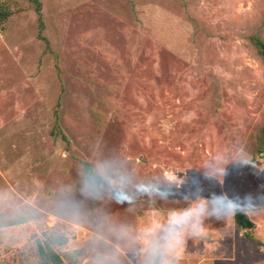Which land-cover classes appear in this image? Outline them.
Returning a JSON list of instances; mask_svg holds the SVG:
<instances>
[{
  "label": "rangeland",
  "instance_id": "obj_1",
  "mask_svg": "<svg viewBox=\"0 0 264 264\" xmlns=\"http://www.w3.org/2000/svg\"><path fill=\"white\" fill-rule=\"evenodd\" d=\"M0 8V264H264V0Z\"/></svg>",
  "mask_w": 264,
  "mask_h": 264
},
{
  "label": "trees",
  "instance_id": "obj_2",
  "mask_svg": "<svg viewBox=\"0 0 264 264\" xmlns=\"http://www.w3.org/2000/svg\"><path fill=\"white\" fill-rule=\"evenodd\" d=\"M40 6L41 4L38 2L37 9H38V12L41 14ZM11 15H12V11L10 9L0 8V21H4L8 19V17H10ZM41 27H43L42 20H41ZM251 40L253 44L255 45L259 55L264 60V39L259 36H252ZM262 133H263V149H264V127H263ZM51 135L56 138L61 137L62 139L69 142L68 136L63 131L59 122H55L53 128L51 129ZM82 162L84 166V173L89 183L93 185H99V186L107 185L108 180L106 176H104L103 174L97 173L95 171L94 165L91 162L87 160H83ZM234 220H235V225L238 228L242 227L246 229V228H254L256 226L255 223L247 215V213L242 212V211L235 212ZM25 221L26 219H19V220H14L12 223H23ZM247 236L249 237L250 240H252L256 244L264 245V242L262 240L255 238L253 235L247 234ZM55 241L59 245H65L69 241V238L67 235H59L55 237ZM38 251H39V256H40L39 264H66L64 261L65 257L59 251H57L55 247L52 246L49 239H46L45 241L38 240ZM78 254H79V251H75L72 254H68V255L76 256ZM70 262L71 264H76V260H74L73 258L71 259Z\"/></svg>",
  "mask_w": 264,
  "mask_h": 264
}]
</instances>
